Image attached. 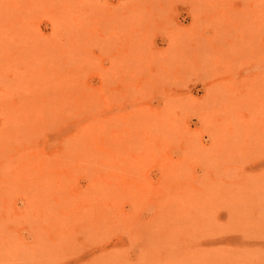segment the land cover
I'll list each match as a JSON object with an SVG mask.
<instances>
[{"label":"rangeland","instance_id":"374dc122","mask_svg":"<svg viewBox=\"0 0 264 264\" xmlns=\"http://www.w3.org/2000/svg\"><path fill=\"white\" fill-rule=\"evenodd\" d=\"M0 264H264V0H0Z\"/></svg>","mask_w":264,"mask_h":264},{"label":"bare ground","instance_id":"6f19581e","mask_svg":"<svg viewBox=\"0 0 264 264\" xmlns=\"http://www.w3.org/2000/svg\"><path fill=\"white\" fill-rule=\"evenodd\" d=\"M16 32V31H15ZM17 36V35H16ZM31 112V111H30ZM32 113V112H31Z\"/></svg>","mask_w":264,"mask_h":264}]
</instances>
